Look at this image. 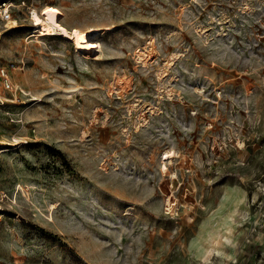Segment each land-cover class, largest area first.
I'll use <instances>...</instances> for the list:
<instances>
[{"label": "rangeland", "instance_id": "obj_1", "mask_svg": "<svg viewBox=\"0 0 264 264\" xmlns=\"http://www.w3.org/2000/svg\"><path fill=\"white\" fill-rule=\"evenodd\" d=\"M10 1L0 264H264V0Z\"/></svg>", "mask_w": 264, "mask_h": 264}, {"label": "bare ground", "instance_id": "obj_2", "mask_svg": "<svg viewBox=\"0 0 264 264\" xmlns=\"http://www.w3.org/2000/svg\"><path fill=\"white\" fill-rule=\"evenodd\" d=\"M62 11L53 5H44L39 11L33 9L30 12V20L34 26L32 35L36 37L62 35L64 40L73 44H83L88 36L96 32L97 28H88L80 30L77 27H69L61 20ZM4 151V150H3ZM164 154V153H163ZM172 157L173 153L166 154L164 157Z\"/></svg>", "mask_w": 264, "mask_h": 264}, {"label": "built area", "instance_id": "obj_3", "mask_svg": "<svg viewBox=\"0 0 264 264\" xmlns=\"http://www.w3.org/2000/svg\"><path fill=\"white\" fill-rule=\"evenodd\" d=\"M12 2L10 0H3L0 2V19L5 22L12 21V13H11V7H12ZM13 67V65H11ZM1 76L4 77V83L6 84L7 87L10 86V81L8 80L6 76V72L4 69L0 70ZM1 209V207H0Z\"/></svg>", "mask_w": 264, "mask_h": 264}, {"label": "trees", "instance_id": "obj_4", "mask_svg": "<svg viewBox=\"0 0 264 264\" xmlns=\"http://www.w3.org/2000/svg\"><path fill=\"white\" fill-rule=\"evenodd\" d=\"M47 148H48V150H49L50 152H55V154H58V156H59L62 160H65L64 155H63L60 151H54V150L51 149L50 147H47Z\"/></svg>", "mask_w": 264, "mask_h": 264}]
</instances>
